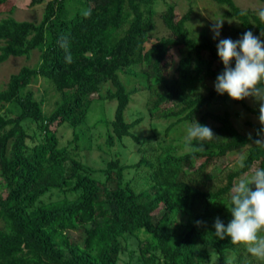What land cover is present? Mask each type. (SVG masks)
<instances>
[{
	"label": "trees",
	"instance_id": "trees-1",
	"mask_svg": "<svg viewBox=\"0 0 264 264\" xmlns=\"http://www.w3.org/2000/svg\"><path fill=\"white\" fill-rule=\"evenodd\" d=\"M45 1L41 21H19L11 0H0V64L40 53L36 65L23 66L0 89V264H118L124 252L130 264H212L211 250L216 264H264L230 237L215 235L217 218L225 226L232 219L227 207L234 184L264 168V145L255 144L264 134L260 122L247 135L229 112H204L229 98L215 89L224 71L217 51L222 37L191 33L192 5L180 18L167 0H29V5ZM211 1L227 6L225 15L239 22L224 27V39L237 41L251 31L264 41L258 16L264 0L257 10H244L235 0ZM157 2L166 5L161 19L170 34L146 49ZM88 9L91 16L85 17ZM173 49L181 57L171 72ZM123 74L142 77L148 91L144 112L131 110L140 89H128ZM39 78L57 95L50 110L31 88ZM250 99L252 105L240 102L258 118L259 102ZM114 101L113 118L101 116L89 127L105 128L111 155L103 167L93 168L77 158L88 139L76 129L96 105L102 103L106 113L105 103ZM146 118L153 131L143 136L137 128ZM160 120L168 121L164 132L171 142L157 141L154 124ZM194 121L215 138L192 141L200 151L186 140L173 144L179 138L171 135ZM55 123L74 129L69 144L61 145L51 128ZM128 149L143 157L128 162L122 157ZM242 150L245 166L237 164L217 182L220 174L211 168ZM79 227L82 244L70 235Z\"/></svg>",
	"mask_w": 264,
	"mask_h": 264
},
{
	"label": "rangeland",
	"instance_id": "rangeland-1",
	"mask_svg": "<svg viewBox=\"0 0 264 264\" xmlns=\"http://www.w3.org/2000/svg\"><path fill=\"white\" fill-rule=\"evenodd\" d=\"M168 3H173L176 5V15L178 18L183 16L190 8V5L193 7L192 19L188 24V28L193 35H198L201 32L207 31L209 35L213 36L212 31L213 25L215 22L222 21V28L220 29V36L222 39L223 29L225 26H239V22L234 18H229L225 14L228 11V7L224 5H218L211 0H167ZM238 6L242 9H253L257 10L263 6L262 2L259 0H235ZM46 1L42 4L30 6L29 0H11L10 4L14 6L13 16L19 21H41L44 9L46 6ZM9 6L2 8V16L5 17L8 15L7 9ZM166 5L163 2L156 3V14L154 16L155 27L150 33V39L146 42V49H149L151 45L156 43V41L162 37L169 36L170 31L165 27L161 14L165 10ZM40 53L38 51L33 52L31 57L27 59L26 57H10L6 62L0 64V89L4 88L9 81V78L12 74L17 73L23 66H34L39 62ZM172 65L170 71H174L178 65V61L181 57V53L178 49L172 50ZM139 69V68H137ZM123 80L126 82L128 89L138 88L140 91L133 96L130 108L131 110H141L144 112L145 101L148 96V91L144 88L141 83L142 77H133L129 75H121ZM210 86H214L212 82L208 83ZM109 85H106L103 92ZM32 90L37 94V96H42L45 99V108L50 110L54 104L57 95L55 92L48 86L43 78H39L31 85ZM46 89L48 90L46 92ZM205 93V90H203ZM248 105H252L250 97H246L241 100ZM102 103L96 105L88 115V118L85 123L80 125L76 130L79 131L82 129L85 133V137L88 141L82 143L80 149L78 150L77 158L82 160L84 163L88 164L93 168H101L104 166L105 161L110 159L111 155L108 154L107 145H106V131L105 128L97 127L89 129L91 125L101 116L112 119L114 116V111L116 107V102H106V113H103ZM212 110L218 114H224L226 111L230 113L231 120L237 129L247 135H252L254 128L251 124H258V118L252 113L248 112L243 104L240 101L231 99L230 97L224 101L218 100L214 102L211 106L204 108V112ZM142 112V113H143ZM210 124H213L212 120L208 121ZM149 119H145L144 122L137 128L140 135L148 136L152 134V128L150 125ZM191 123L184 124L180 127L178 132L172 137H178V141H172L173 144L178 142H183L186 140L187 127ZM154 133L157 134V141L166 140V142H171V137L165 136V128L168 125V121L160 120L155 122ZM52 130L57 131V135L60 139L61 145H67L73 139L74 129L66 125H58L57 123L51 126ZM264 140V134L262 137ZM137 147V144L133 146ZM118 147H115L113 150L117 151ZM137 149V148H136ZM126 150L123 154V159H126L128 162H138L142 157L143 153L138 152L137 150ZM245 154V150L235 152L230 155V157H223L215 166L211 168V173L213 175L220 174L216 181H220L223 176L230 170L237 166V161L241 155ZM197 162V164H199ZM222 170V173L220 172ZM134 176V175H133ZM250 176V175H249ZM71 239L74 242L80 244L83 243L85 239V233L82 227H79L71 231ZM212 251V264L217 263V257L213 250ZM232 258V257H230ZM131 257L127 252L121 254L118 264H130Z\"/></svg>",
	"mask_w": 264,
	"mask_h": 264
},
{
	"label": "clouds",
	"instance_id": "clouds-1",
	"mask_svg": "<svg viewBox=\"0 0 264 264\" xmlns=\"http://www.w3.org/2000/svg\"><path fill=\"white\" fill-rule=\"evenodd\" d=\"M85 17L91 16V9L84 10ZM242 15L245 13H241ZM259 19L264 22V9L258 12ZM222 21L215 22L212 28L213 38L220 36ZM264 35V32L261 33ZM61 47L65 48V60L72 62L71 53L64 41ZM218 56L224 65V71L217 76L215 89L219 94L227 93L236 101L253 97L259 102V122L264 126V41L254 36L251 31L245 32L237 41L230 38L220 40L217 45ZM235 61L234 68L231 66ZM264 131V128L261 129ZM213 131L194 121L187 127L186 141L193 151L202 150L192 145V141H211L214 139ZM257 145H264V140L257 139ZM245 155H241L237 164L243 168ZM254 186V188H253ZM230 204L227 209L232 219L225 224L217 218L214 223L215 235L221 240L226 236L231 242L243 245L247 253L264 261V168H257L252 175L241 178L232 188Z\"/></svg>",
	"mask_w": 264,
	"mask_h": 264
}]
</instances>
